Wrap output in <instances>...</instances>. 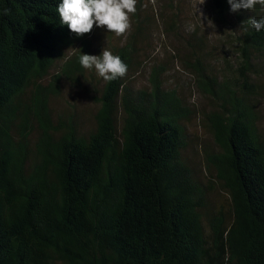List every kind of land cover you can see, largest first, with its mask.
<instances>
[{
	"label": "trees",
	"instance_id": "16d2710c",
	"mask_svg": "<svg viewBox=\"0 0 264 264\" xmlns=\"http://www.w3.org/2000/svg\"><path fill=\"white\" fill-rule=\"evenodd\" d=\"M56 3L0 0V264H264V143L247 91L264 30L246 25L264 8L232 13L226 0L207 3L240 27L241 88L238 80L210 74L195 54L180 59L196 91L218 109L204 116L219 149L207 154L205 171L228 193V216L209 213L204 192L179 160L180 119L190 110L164 87L165 68L151 67L148 90L130 89L142 64L138 42L149 38L140 21L113 50L127 65L125 75L103 81L93 97L95 131L78 135L73 119L54 125L50 100L62 82L81 86L78 56L93 55L95 30L70 33ZM57 61L61 68L51 75ZM35 129V163L27 170Z\"/></svg>",
	"mask_w": 264,
	"mask_h": 264
},
{
	"label": "rangeland",
	"instance_id": "374dc122",
	"mask_svg": "<svg viewBox=\"0 0 264 264\" xmlns=\"http://www.w3.org/2000/svg\"><path fill=\"white\" fill-rule=\"evenodd\" d=\"M207 3L208 0H137L135 13L129 15L130 27L124 33L116 35L93 25L95 30L90 38V49L93 55H98L104 48L113 53L114 49L126 43L133 23H142L149 38L138 42L135 58L142 64L135 68L136 71L130 77V89L133 94L138 90H148L151 67L161 65L165 68L162 75L164 87L176 90L190 110L188 116L180 119L183 132L179 160L192 171L193 181L204 192L209 213L216 215L222 212L229 216L231 206L228 193L205 171L207 154H215L219 149L204 127V116L218 109L213 100L196 91L194 77L180 63L184 55L195 54L203 59L210 74L216 78H231L241 83L239 72H235L239 71L241 62L238 40L240 27L232 24V18H218ZM171 25L174 28L170 29ZM72 54L73 50L66 52L67 57ZM61 65L62 61H57L51 75L59 71ZM247 75V85L251 86L247 88L251 94L248 97L255 108L258 136L264 143V52L253 59V68ZM80 82L82 84L79 87L62 82L60 93L50 100V107L54 125L59 119L65 122L73 119L78 135L87 137L96 128L98 105L93 97L100 96L103 80L94 71L85 69ZM118 121L119 129L121 121ZM62 132L56 133L55 137L58 138ZM38 134L35 129L28 138L30 152L27 170L29 165L35 163ZM203 224L208 231L205 217Z\"/></svg>",
	"mask_w": 264,
	"mask_h": 264
},
{
	"label": "clouds",
	"instance_id": "9594fccd",
	"mask_svg": "<svg viewBox=\"0 0 264 264\" xmlns=\"http://www.w3.org/2000/svg\"><path fill=\"white\" fill-rule=\"evenodd\" d=\"M136 3L137 0H58L55 12L60 25H66L68 31L77 37L89 33L93 25L120 35L129 29V15L135 13ZM226 4L232 13L240 9L251 11L256 5L264 8V0H226ZM246 25L256 32L264 30V15L251 16ZM77 62L83 69L94 71L105 82L122 77L127 71V65L120 57L106 48L101 49L98 55L79 52Z\"/></svg>",
	"mask_w": 264,
	"mask_h": 264
}]
</instances>
